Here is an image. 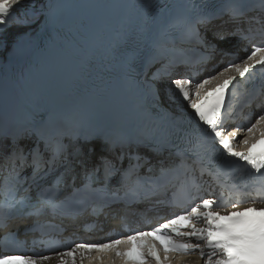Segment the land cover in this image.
<instances>
[{"label":"snow or ice","instance_id":"1","mask_svg":"<svg viewBox=\"0 0 264 264\" xmlns=\"http://www.w3.org/2000/svg\"><path fill=\"white\" fill-rule=\"evenodd\" d=\"M258 3L264 10V0H258ZM18 4H21V0H0V31H6L10 26L9 18L17 19L15 13L18 9L15 6ZM204 6L205 0H199V3L193 0L190 7L197 12L195 21L184 19L178 22L186 37L215 52L216 45L208 42L206 34H202L201 29H207L214 19L227 15L229 20L235 24L232 35H238L241 40L248 42L255 38L251 28L245 29L241 26V21L246 13L252 10L246 8L242 0H226L223 10L216 15L205 13ZM48 7L51 9L53 6L49 4ZM46 15L47 22L51 23L53 21L51 12ZM18 22L28 25L34 23L35 19ZM257 22L259 23V21ZM176 26L173 25V27ZM258 31L261 36H264V27ZM219 39L224 40L226 37L220 36ZM130 45H135L134 35H129L123 41L120 55L125 56L129 63H135L141 58V52L129 51ZM22 46L18 42L17 47L21 48ZM150 53L151 49H147V54ZM254 68L264 72V44L254 46L242 62L230 63L218 75H224L234 69L243 79ZM154 78L158 77H155L154 74ZM217 78V75H213L197 82L187 78L175 79L173 84L179 90L183 100L187 101L188 106L194 110L198 122L205 126L206 135L211 136L223 149L224 156L244 162V165L258 173V179L264 182V112L255 121L250 120L247 127L244 128L247 136L239 143L245 146V150L237 151L233 140L225 134V119L222 114L225 92L235 80V76L226 77L223 83L211 92L202 93L201 91ZM190 85L195 88V99L190 96ZM49 122L50 117L41 115L29 128L0 135V155L6 153L5 158L12 162V167L9 169L12 183L8 188L11 195L7 206L0 211V226L2 227H8V222L13 219H23L27 216L38 218L46 210H51L55 214L60 208V204L63 203V201L58 202L57 197L64 173L57 177L52 187H43L38 183V180H44L57 168L70 164L69 144H66L65 140L71 143L78 141L88 143L91 137L81 130L58 132L59 139L53 144L46 134ZM239 130L238 127L236 131ZM230 135L235 136V132ZM25 142H32V147H27ZM41 144L44 146L43 150ZM207 150L210 154L215 151L212 145H208ZM178 155L180 163L175 168H165L161 165L159 176L140 175L139 169L143 167V164H140L139 161L144 160L145 163H149V161L147 157H142L139 153L134 157L137 163H130L128 168L123 171L113 161L102 158L100 165L93 166L91 169L85 168V183L81 188H74L72 194L65 196L64 200H73L78 194L86 191L103 190L106 194L99 211L114 203L122 202L130 205L149 200L163 187L160 181L164 177L180 168L190 167L187 164V158L183 154ZM118 159L122 165L123 159ZM225 163H231V161L226 160ZM28 167L32 168L31 178L37 188V204L31 203L32 185L28 184L29 177L22 175ZM70 170L69 167L65 168V172ZM101 170L103 171L102 177L98 175ZM217 170L219 171V168ZM148 171L152 172L151 166ZM204 171L205 169L201 168V172ZM118 174L120 176L119 187L108 190V182ZM101 182H103L102 189L93 187ZM130 182H132L131 186ZM192 186L197 190L199 188L195 179L192 180ZM53 188L56 191H53ZM260 188L264 191V183L260 185ZM122 189L124 194L120 195ZM258 203L261 206L257 207ZM241 204L247 206L241 207ZM181 206L183 207V205ZM26 209L30 210L25 212ZM72 214L68 211L61 212V215L71 216ZM31 230H43L38 219ZM171 252L180 254L198 252L205 259V264H264V199L251 201L233 199L230 203H225L222 197L217 199L201 198L199 202L185 207L180 214L155 228L132 232L127 236L100 243L79 242L73 247L59 252L58 257L60 264H84L85 260L104 264L105 257L109 255L113 256L115 260H119L121 264H169V253ZM52 258L51 255L25 253L4 255L0 253V264H14V262L43 264L44 261H50Z\"/></svg>","mask_w":264,"mask_h":264},{"label":"bare ground","instance_id":"2","mask_svg":"<svg viewBox=\"0 0 264 264\" xmlns=\"http://www.w3.org/2000/svg\"><path fill=\"white\" fill-rule=\"evenodd\" d=\"M30 3V6L32 7H39L42 2L46 0H26ZM116 3L119 8L124 9L129 3L130 0H116ZM163 12H160V17L165 18L166 16L173 15L176 11V6L173 4V2L168 1L167 5H164V9L162 10ZM145 18L142 19L140 22H135L134 21L131 23V30L138 27L139 23L143 24L145 23ZM15 28H18L19 25L14 24L13 25ZM90 48V42L86 43L85 45L79 47V49H76L75 46H72L68 51H67V57L69 60L72 62L74 68L81 67V64L83 62V58L87 56Z\"/></svg>","mask_w":264,"mask_h":264}]
</instances>
